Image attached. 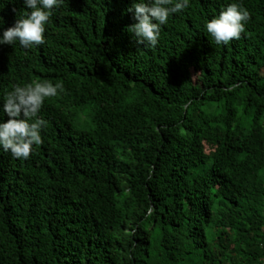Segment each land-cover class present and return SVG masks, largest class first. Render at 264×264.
Here are the masks:
<instances>
[{
  "label": "trees",
  "instance_id": "16d2710c",
  "mask_svg": "<svg viewBox=\"0 0 264 264\" xmlns=\"http://www.w3.org/2000/svg\"><path fill=\"white\" fill-rule=\"evenodd\" d=\"M230 2L191 0L148 47L133 0H64L44 44L0 45V97L64 86L34 153L0 150V264H264V0L216 45ZM23 11L0 0V33Z\"/></svg>",
  "mask_w": 264,
  "mask_h": 264
},
{
  "label": "clouds",
  "instance_id": "9594fccd",
  "mask_svg": "<svg viewBox=\"0 0 264 264\" xmlns=\"http://www.w3.org/2000/svg\"><path fill=\"white\" fill-rule=\"evenodd\" d=\"M191 0H133L128 11L133 12L136 23L128 27L137 44L155 47L159 43L161 30L172 14L182 13ZM64 0H23L24 11L13 26L0 33V45H19L24 50L33 49L46 42L45 32L55 10ZM250 19L249 10L241 0H231L218 15L204 23L207 33L216 45H227L239 39ZM4 20L0 17V28ZM64 91L62 82L33 80L25 84H13L5 89L0 102V150L10 152L13 158L27 160L41 145L42 129L47 121L38 114L47 98ZM9 117L6 121L3 116ZM148 214L153 211L149 208Z\"/></svg>",
  "mask_w": 264,
  "mask_h": 264
},
{
  "label": "rangeland",
  "instance_id": "374dc122",
  "mask_svg": "<svg viewBox=\"0 0 264 264\" xmlns=\"http://www.w3.org/2000/svg\"><path fill=\"white\" fill-rule=\"evenodd\" d=\"M193 112H194L193 110H190V115H192ZM202 146L206 154L208 155L213 150L215 143L214 142H204ZM219 213L224 214V211H219Z\"/></svg>",
  "mask_w": 264,
  "mask_h": 264
}]
</instances>
